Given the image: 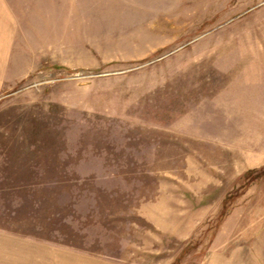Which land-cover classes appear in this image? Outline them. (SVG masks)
<instances>
[{"label": "rangeland", "instance_id": "374dc122", "mask_svg": "<svg viewBox=\"0 0 264 264\" xmlns=\"http://www.w3.org/2000/svg\"><path fill=\"white\" fill-rule=\"evenodd\" d=\"M0 230L264 264V0H0Z\"/></svg>", "mask_w": 264, "mask_h": 264}, {"label": "crops", "instance_id": "0c3cea01", "mask_svg": "<svg viewBox=\"0 0 264 264\" xmlns=\"http://www.w3.org/2000/svg\"><path fill=\"white\" fill-rule=\"evenodd\" d=\"M49 252L42 242L0 230V264H49L50 255L57 262L56 254Z\"/></svg>", "mask_w": 264, "mask_h": 264}]
</instances>
